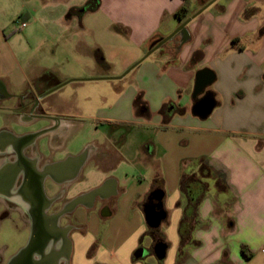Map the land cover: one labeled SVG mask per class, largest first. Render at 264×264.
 <instances>
[{
    "label": "crops",
    "instance_id": "1",
    "mask_svg": "<svg viewBox=\"0 0 264 264\" xmlns=\"http://www.w3.org/2000/svg\"><path fill=\"white\" fill-rule=\"evenodd\" d=\"M41 1L48 11L49 0ZM90 1L96 0L63 3L66 20L59 16L58 27L54 8L44 25L32 10L23 11L25 38L35 44L22 55L8 40L7 0H0V82L10 92L34 82L50 88L74 79L103 80L94 78L107 75L106 46L128 41L132 65L194 14L191 7L197 11L210 0H188L183 20L176 12L185 0H99L87 11L102 12L100 25L108 37H97L98 29L80 22ZM74 17L78 25L71 22ZM186 29L133 68L130 84L97 110L99 126L122 128L114 136L107 131L105 141L98 140L105 132L99 126L87 130L91 135L83 141L81 132L75 135L80 126L64 105L69 99L57 96L53 108L44 106L61 119L54 130V164L86 155L72 179L54 182V195L64 186L66 199L83 200L67 221L66 264H146L135 252L150 228L144 209L156 190L166 214L157 231L168 250L155 264H264V0H216ZM64 42L67 66L58 62ZM203 68L215 79L195 97L196 74ZM206 92L216 106L203 119L192 109ZM5 116L10 128L22 123L15 114Z\"/></svg>",
    "mask_w": 264,
    "mask_h": 264
},
{
    "label": "flooded vegetation",
    "instance_id": "2",
    "mask_svg": "<svg viewBox=\"0 0 264 264\" xmlns=\"http://www.w3.org/2000/svg\"><path fill=\"white\" fill-rule=\"evenodd\" d=\"M52 88L54 85L46 88L34 82L12 93L0 82V264H11L33 239L37 242L32 257L41 264H56L58 260L66 264L70 256V245L65 239L70 228L67 221L74 219L73 213L83 200L74 205V199H66L64 186L54 195V182L66 181L74 164L54 167V130L61 119L44 110L46 105L54 107L53 100L46 98L48 94L41 97ZM26 113L29 116L25 117ZM8 114H15L22 123L10 128L6 124ZM43 118L48 120L42 121ZM154 204L160 203L151 195L146 206ZM59 213L62 214L55 224L54 215ZM9 227H13L18 240H25L6 256L10 241L5 229ZM60 240L63 243L58 247ZM158 241H164L160 232L154 244ZM154 244L139 248H145L147 254L154 253Z\"/></svg>",
    "mask_w": 264,
    "mask_h": 264
},
{
    "label": "rangeland",
    "instance_id": "3",
    "mask_svg": "<svg viewBox=\"0 0 264 264\" xmlns=\"http://www.w3.org/2000/svg\"><path fill=\"white\" fill-rule=\"evenodd\" d=\"M70 0H49V6L50 9L54 8V26L58 27L59 23V16L62 15V21H65V14L63 11L61 12V6L63 3H67ZM212 1V0H210ZM209 1V2H210ZM205 6V5H204ZM203 6V7H204ZM213 6V4H212ZM203 7L198 9L197 11L194 7H191L189 10L196 14L198 13ZM47 11V7L44 6L43 2L41 0H7V3L5 5L4 11H5V17L7 18V21H9V30L11 33L8 36V40L10 41L11 45L16 48V50L19 52L21 51L22 55H27L28 52L31 51L30 47L32 43L35 44V40L32 39L31 42L25 38V28H22L20 26V21L24 19L23 11L27 12L28 10H32L35 13V17L38 20L37 24L44 25V16L47 15L49 10ZM213 9V8H212ZM82 12H85L82 19H80V22L82 24H90L98 29L97 37L100 35L107 34L106 37L110 36L108 35L109 31L107 28L103 30L102 25V12L100 11H87L82 10ZM25 14V13H24ZM49 14V13H48ZM192 14L191 16H193ZM190 16V17H191ZM190 17L186 18L184 21L189 19ZM183 21V22H184ZM71 22H73L74 25H78L79 19L74 17ZM101 22V25H100ZM182 22V23H183ZM181 23V24H182ZM42 31V30H40ZM105 37V38H106ZM89 40L93 41V35H89ZM38 40V39H37ZM68 47L65 42L62 46L59 47V54L60 58L58 62H62L64 66H67V57L68 55ZM105 60L107 62V75L106 79L103 80H96L91 82H78V81H70L64 86L58 88L55 91L50 92L47 95V100H54V97H62L63 99H69L67 104H64L65 107L68 109L72 116H75L74 121L79 124L80 131H76L75 135L78 134V132H81L80 140H84V135L88 137V135L91 133H86L87 130H90L91 132L94 130L95 127L99 126L100 124H97L98 121L96 117H93L96 115L97 110L101 107H107L111 105L119 96V94L122 92L126 86H128L131 82L133 71H130L128 74H126L124 77L120 79H113L115 77L122 76L132 65H134L136 62H138L140 59L144 57V55L148 52H146L142 57H140L135 63L132 65H128L129 58H131L134 54L133 46L126 40H123L119 43L118 46H113L112 49L106 46L105 51ZM37 55V54H35ZM53 89V88H52ZM51 90V89H50ZM75 103V104H74ZM49 114V113H48ZM1 124V121H0ZM108 126L102 127L99 126L102 130L105 132L101 133L99 136V141L103 142L107 139V135L105 133L108 131L109 133L113 134L118 129H120L119 125L116 123H109ZM76 130V129H75ZM117 130V131H118ZM89 131V132H90ZM118 131V132H119ZM117 132V134H118ZM137 130L135 129L134 135H137ZM124 137L127 139L131 138L129 127H124ZM106 137V139H105ZM123 137V138H124ZM86 138V137H85ZM133 141L135 140V137L133 138ZM13 227H9L5 229V235L7 238H9L10 241V248L6 251V256L10 253L17 250V247L22 244L25 240V237L22 238V240H18L15 236V231L11 229ZM157 230L149 228L144 233V242L142 243V246H145L147 248L151 247L155 242V237L157 235ZM189 247V244H188ZM185 248V250H189L190 248ZM179 255V251L177 252ZM178 261L180 258H177ZM143 263L146 264H155L158 263V259L155 255V253H149L144 256V258L141 259Z\"/></svg>",
    "mask_w": 264,
    "mask_h": 264
},
{
    "label": "water",
    "instance_id": "4",
    "mask_svg": "<svg viewBox=\"0 0 264 264\" xmlns=\"http://www.w3.org/2000/svg\"><path fill=\"white\" fill-rule=\"evenodd\" d=\"M216 0H212L208 2L198 13L194 14L192 17L184 21L179 27L171 33L169 36L160 39L158 41H155V43L152 45L150 50L144 55L142 59H140L138 62H136L132 67L128 69L122 76L115 77L113 79H120L124 77L126 74H128L133 68H135L138 64H140L142 61H144L147 57H149L155 50L163 46L168 41L172 40L174 36H176L179 33H182L186 35L187 24L192 20V18L196 17L200 13H202L205 9H207L211 4H213ZM94 79H106V77L101 78H94ZM215 79V74L213 71L209 68H203L200 69L196 74L195 79V86H194V96L196 97L199 94L204 93L206 87L210 85ZM76 80V79H74ZM70 80V81H74ZM81 80H90V79H81ZM70 81H66L64 83H61L57 86H55L53 89L49 90L45 94L41 95V97L45 96L46 94H49L52 91L57 90L61 86L67 84ZM216 106V101L214 99V96L211 92H206L204 96L195 103L193 106L192 112L199 116L200 118H207L213 111L214 107ZM42 121L48 120V118L41 119ZM85 153H82L76 157L69 158L61 163L54 164V167L69 165L70 163L75 165V168L73 169L72 173H70L69 177H67L65 180L72 179L76 173L78 172L79 168L81 167L84 159H85ZM154 198L161 200L162 193L159 190H156L153 192ZM82 199L81 197H77L73 200V204L76 205L78 202ZM160 204H154L146 206L144 209L145 219L148 224V226L152 229H158L163 221V219L166 217L165 212L160 208ZM62 213L55 214L54 215V223L58 224V219L61 216ZM37 240L33 239L31 240L25 247H23L12 259L11 264H41V262L36 261L32 257V252L34 250V247L36 245ZM168 250V244L165 241H158L154 244V253L159 261H162L165 259L166 254ZM147 254V250L145 248H138L135 252V256L137 258H141ZM28 258V259H27ZM27 259V260H26Z\"/></svg>",
    "mask_w": 264,
    "mask_h": 264
},
{
    "label": "trees",
    "instance_id": "5",
    "mask_svg": "<svg viewBox=\"0 0 264 264\" xmlns=\"http://www.w3.org/2000/svg\"><path fill=\"white\" fill-rule=\"evenodd\" d=\"M187 1L188 0H185V3L183 4V6L176 12V16L181 20H183L188 15V12H189ZM98 4H99V0H96L95 2L90 1L89 3L83 6L82 10H91V9L93 10L94 8L97 7ZM182 236H183V232H182ZM241 251L246 259L251 258L252 253L250 252L249 248L246 245H242ZM179 256L181 258L182 253H179Z\"/></svg>",
    "mask_w": 264,
    "mask_h": 264
},
{
    "label": "built area",
    "instance_id": "6",
    "mask_svg": "<svg viewBox=\"0 0 264 264\" xmlns=\"http://www.w3.org/2000/svg\"><path fill=\"white\" fill-rule=\"evenodd\" d=\"M21 27H25L27 25L26 21H20Z\"/></svg>",
    "mask_w": 264,
    "mask_h": 264
}]
</instances>
